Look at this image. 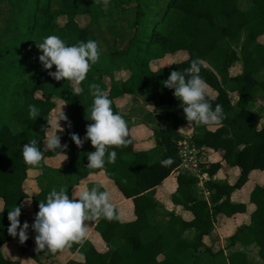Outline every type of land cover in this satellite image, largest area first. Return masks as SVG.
<instances>
[{
	"label": "trees",
	"instance_id": "16d2710c",
	"mask_svg": "<svg viewBox=\"0 0 264 264\" xmlns=\"http://www.w3.org/2000/svg\"><path fill=\"white\" fill-rule=\"evenodd\" d=\"M112 12L120 15V19H115ZM83 14L90 16L87 27L77 21ZM106 15L110 21L104 31L101 20ZM60 17L67 19L66 25L58 26ZM49 35L60 37L68 46L89 39L98 42L100 60L79 85L83 89L79 96L74 95V86L69 81L53 88L54 80L39 62L42 53L36 43ZM262 37L264 0H109L107 6L103 0H0V200L4 204L0 211V264H21L3 255V248L17 240L7 231L8 211L30 200L34 219L39 202L46 201L50 193L41 189L38 195L28 196L24 186L30 168L25 165L21 151L32 139H37L43 149L47 121H53L57 107L55 98L65 104L64 113L68 117V122H59L64 131L57 134L61 144L68 146L65 153L68 168L77 177L70 192L86 183L90 176L105 174L122 197L132 202L134 220L96 221L95 231L109 248L105 253L88 242L85 245L84 240L82 245L74 243L62 252L46 251L48 259L69 251L73 255L80 252L84 262L71 260L66 264H191L194 258L192 264H202L197 260L203 255L212 256L218 264H248L245 253L237 252L227 258L222 251L204 250L203 241L211 235L219 215L233 218L246 212V206L233 204L231 196L244 188L252 172H264V106L260 104L264 101ZM181 53L188 54L184 61L152 69V62ZM197 58L205 61L200 75L217 94L216 98L208 95V99L213 108L216 104L223 107L225 118L215 131H209L207 126L188 127L174 90L162 85L171 71H183ZM236 65L241 73L232 77L231 70ZM30 70L36 73L24 79ZM120 71L129 72L130 77L116 81ZM91 83L107 91L114 113L120 114L116 101L135 96L167 108L168 128L152 129L155 149L137 152L131 135L133 126L126 121V139L130 143L111 149L117 153L115 163L106 162L103 169L86 168L87 153L95 149L90 141L77 148L70 137L75 133L83 138L91 123L85 119L93 101ZM38 93L41 97H37ZM234 94L238 96L235 103ZM29 105L39 109L36 119H30ZM187 127L193 129L191 134L185 130ZM182 141H190L210 155H220L221 162L203 166L210 176L207 185L223 164L240 169V177L233 185L213 182L209 185V200L200 197L199 180L177 174L181 163L178 145ZM55 157L56 153L45 152L41 163ZM169 157L174 162L162 166L161 161ZM171 177L178 184L172 195L174 207L184 208L194 218L186 222L175 212H168L169 224L155 226L153 215L163 207L156 192ZM250 202L256 207L251 223L238 230L229 247L233 248L236 242L245 247L256 244L264 260V187L253 190ZM113 206L120 217L117 206ZM19 219L21 226L27 220L23 207ZM188 231L195 232L191 242L183 238ZM31 233L35 235L32 230ZM31 245L28 239L21 250L27 253Z\"/></svg>",
	"mask_w": 264,
	"mask_h": 264
},
{
	"label": "clouds",
	"instance_id": "9594fccd",
	"mask_svg": "<svg viewBox=\"0 0 264 264\" xmlns=\"http://www.w3.org/2000/svg\"><path fill=\"white\" fill-rule=\"evenodd\" d=\"M109 0H103L107 6ZM36 47L42 53L39 62L48 75L55 81H69L74 87V95L79 96L83 89L79 85L86 79L90 68L100 60L98 42L89 39L87 42L79 41L72 46L56 35H49L42 42L36 43ZM205 61L197 58L191 61L190 66L183 71H171L169 77L162 81L163 87L174 90V97L180 101L188 127L192 126H215L225 118L222 105L216 104L213 108L208 99L209 85L200 75ZM55 67V71H52ZM89 91L93 97L92 104L85 114V119L91 121L86 127V134L81 138L73 133L71 140L77 148H82L85 142L90 141L94 152L87 153L89 170L103 169L105 163H115L117 153L115 148L127 146L130 141L126 120L119 114L114 113L112 101L107 91L99 84H89ZM30 119L39 116V109L35 105H29ZM60 121L68 122V117L61 110L55 123L47 121L44 147L41 149L40 142L32 139L25 143L21 156L25 165L38 166L45 159V152H54L63 157V162L68 159L65 154L67 144H61V137L57 134L63 132ZM52 127L58 129L52 131ZM69 127L71 124L69 123ZM171 157L162 160V166L173 163ZM31 202V201H30ZM30 202H27L30 204ZM23 206H15L8 211L9 227L8 234L19 237V242L24 244L28 239V222L21 226L20 216ZM38 212L34 217L31 230L35 233L34 242L36 252H49L55 254L71 248L75 244H83L87 237L88 223L100 219L107 221L118 220L114 206L110 203L108 191H100L98 187L80 189L74 191L72 197L64 189H53L46 197V201H40ZM19 229V231H18Z\"/></svg>",
	"mask_w": 264,
	"mask_h": 264
},
{
	"label": "crops",
	"instance_id": "0c3cea01",
	"mask_svg": "<svg viewBox=\"0 0 264 264\" xmlns=\"http://www.w3.org/2000/svg\"><path fill=\"white\" fill-rule=\"evenodd\" d=\"M243 4L246 5L245 2H243ZM240 73L241 71L239 68L237 74L239 75ZM212 93L215 92L212 90ZM212 93L208 94L211 98L213 95ZM116 103L122 117L133 126L131 128V135L136 141L135 150L137 152H142L152 151L155 149L156 143L152 129L164 131L168 128V125L165 121V114L167 112L166 107H159L157 103H148L145 98H137L136 96L132 99H120L116 101ZM260 104L264 106V104L261 102ZM145 113H152L154 116H144ZM217 128L218 126L214 129L208 128V130L215 131ZM185 130H187L189 133H192L193 129L187 127ZM206 157L210 160V162L206 160L205 165L222 161L219 154L210 155L206 152ZM27 167L30 168V170L28 171V180L26 181L24 187L26 193L30 197L38 195L41 192V189H45L50 192L53 189H56L57 191L64 189L69 197H72L74 191H78L80 189L90 190L93 187H98L100 191L109 192L110 203L117 206L121 222L128 223L134 220L132 202L126 201L122 197L116 186L113 185V182L109 180L105 174H94L90 176L86 183L81 184V186L74 187L72 192H70V189L77 183V177L69 170L68 159L63 162V157L57 156L55 158L46 160L44 163H40L34 168L30 166ZM240 173V169L230 168L223 164L222 169L216 176L212 178L211 182L213 183L221 181L222 183L225 182L233 185L240 177ZM209 181H207L203 186H198L199 196L207 200H209L211 196L209 185L212 183L207 185ZM256 187H264V172L262 171L252 172L249 177V181L244 186V188L235 191L231 196V202L235 205L246 206V212L244 214H238L233 218H227L224 215H219L217 217L216 226L214 227L211 235L206 237L203 241L204 250L211 249L215 253L222 251L227 258H229L234 253L243 252L247 256L248 264H264V260L261 259L260 251L256 244L245 247L241 243L236 242L233 248L229 247L231 245L230 239L238 232V230H240L242 227L249 226L251 223V216L255 212L256 207L250 202V195ZM177 188L178 184L176 178L171 177L164 183L163 186L157 189L156 198L157 201L163 205V207L158 208V210H156L153 215V224L155 226L160 227L169 224L168 212H175L186 222H191L193 220L194 217L190 212L186 211L182 207H174L172 203V195L176 192ZM27 202H30V200L24 203L23 208L27 212L26 222H28L30 226L28 230V236L32 241V245L28 249L27 253L23 252L21 250L22 244L19 242V237L17 236L16 242L10 243L3 248V255L5 258L13 262H20L21 264H66L71 260L78 263H83L84 256L80 252L73 255L69 251H65L56 259L51 260L47 258L45 253L46 251L39 253L36 252V246L34 242L35 235L31 233V225L34 222L33 205L32 202H30V204ZM3 206V201L0 200V211L3 210ZM87 223L88 231L87 237L85 239V245H88V242L92 244L98 252H107L109 249L108 246L103 242L101 236L95 231L96 221ZM194 237V231H188L183 236V238L188 242H191ZM102 248L103 251L101 250ZM63 260L66 261L63 262ZM195 260L196 259L194 258L189 263L192 264V262ZM197 261L199 263L201 262L202 264L219 263L217 259L210 255L200 256Z\"/></svg>",
	"mask_w": 264,
	"mask_h": 264
},
{
	"label": "rangeland",
	"instance_id": "374dc122",
	"mask_svg": "<svg viewBox=\"0 0 264 264\" xmlns=\"http://www.w3.org/2000/svg\"><path fill=\"white\" fill-rule=\"evenodd\" d=\"M125 7V6H123ZM108 15V13H107ZM104 16L102 17V20H101V29L102 30H106L108 25H109V21H110V17L109 16ZM112 15L115 19H120V15L118 14H115L112 12ZM77 21L79 23V25H81L82 27H87L90 23H91V20H90V16L87 15V14H83V15H80L79 17H77ZM67 23V19L65 17H60L59 19H57V24L58 26H64L66 25ZM260 43L264 44V37L260 38ZM188 57V54L187 53H181V54H177V55H174V56H170V57H167V59H165L164 61H161V62H152L151 63V67L153 70H158L160 68H163L165 66H170L172 64H176L178 62H182L185 60V58ZM238 66H234L231 70V75L232 77H235L236 75H238V70H239V67L237 68ZM35 70H30V73L28 72L27 76L24 77V79L26 78H31V75L35 74ZM130 77V73L127 72V71H120L118 74H116V81L120 80V79H128ZM65 82V81H63ZM67 82V81H66ZM62 83V81L60 82H57V81H53V88H56L58 87L60 84ZM73 85V84H72ZM75 87V85H73ZM212 93V89L209 88L208 89V94H211ZM212 98H216L217 97V94L216 93H212ZM41 93H38L37 94V97H41ZM138 98V97H137ZM232 99L235 102H237L238 100V96L236 94L232 95ZM54 101L56 102V110L54 111V113L52 114L53 116V123H55L58 115L60 114L61 110L65 111L66 108H65V105L60 102L59 100H57L56 98L54 99ZM262 104H264V101L261 100ZM149 103V102H148ZM151 103H155V102H152ZM167 109V108H166ZM150 116V117H153L154 115L151 113V114H148V113H145L144 116ZM218 125H215V126H208L209 129H214L216 128ZM61 127V126H60ZM159 129V128H158ZM58 129L52 127V131H56ZM207 158V157H206ZM221 158V157H220ZM207 160L210 162V160L207 158ZM206 162V160H205ZM87 248V247H86ZM85 248V249H86ZM103 251V248L101 249ZM14 256V255H13ZM15 257V256H14ZM66 260H63V262H65Z\"/></svg>",
	"mask_w": 264,
	"mask_h": 264
},
{
	"label": "built area",
	"instance_id": "2783aa9c",
	"mask_svg": "<svg viewBox=\"0 0 264 264\" xmlns=\"http://www.w3.org/2000/svg\"><path fill=\"white\" fill-rule=\"evenodd\" d=\"M180 166L178 175H185L199 180V185L203 186L209 181L210 176L204 172L203 166L206 164V153L198 150L190 141H182L178 145Z\"/></svg>",
	"mask_w": 264,
	"mask_h": 264
}]
</instances>
